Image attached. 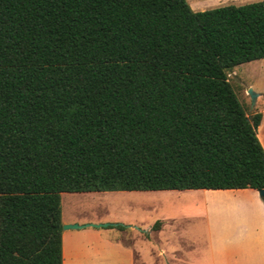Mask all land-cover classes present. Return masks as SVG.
<instances>
[{
    "label": "trees",
    "instance_id": "1",
    "mask_svg": "<svg viewBox=\"0 0 264 264\" xmlns=\"http://www.w3.org/2000/svg\"><path fill=\"white\" fill-rule=\"evenodd\" d=\"M261 59L264 1L0 0V264H63V193L264 189Z\"/></svg>",
    "mask_w": 264,
    "mask_h": 264
},
{
    "label": "rangeland",
    "instance_id": "2",
    "mask_svg": "<svg viewBox=\"0 0 264 264\" xmlns=\"http://www.w3.org/2000/svg\"><path fill=\"white\" fill-rule=\"evenodd\" d=\"M195 11H204L226 5H244L264 0H187ZM229 79L239 99L246 105L248 112H255L249 89L264 94V59L244 63L236 66L229 73ZM259 97L257 108H264V95ZM203 190L186 191H103V192H75L62 194V220L65 224L84 223L94 221V224H108L103 229H116L113 234L128 232L132 226L135 231L142 233V255L144 261L152 259L154 264H212V251L208 248L207 231L212 226L211 220L203 217ZM164 221L171 228L187 231V236L202 239L196 243V248L188 247L191 240L180 239L174 241V234L159 233L155 225ZM89 223V222H88ZM85 223V224H88ZM93 222H90L92 224ZM84 225V224H79ZM124 225L126 229L117 228ZM152 228L151 238L145 233ZM169 228V231L172 229ZM80 230V229H66ZM65 231V230H63ZM138 231V235L141 234ZM118 232V233H117ZM121 234V240L129 246L133 245L134 233ZM160 236L159 244L157 237ZM174 236V237H173ZM171 238V240H170ZM177 239V238H176ZM170 240V241H169ZM157 243V246L156 244ZM184 247L185 255L175 263L172 252ZM161 249H164L163 251ZM143 262V261H142ZM137 264H142L137 261Z\"/></svg>",
    "mask_w": 264,
    "mask_h": 264
},
{
    "label": "crops",
    "instance_id": "3",
    "mask_svg": "<svg viewBox=\"0 0 264 264\" xmlns=\"http://www.w3.org/2000/svg\"><path fill=\"white\" fill-rule=\"evenodd\" d=\"M256 104L255 112L262 113L258 137L264 147V108L259 109ZM201 190H203V217L208 221L211 220L212 224L207 231L208 248L213 250L212 264H264V200L260 197L259 192L251 188ZM76 222H72V224ZM90 222L95 223L94 221L78 223L90 224ZM159 223L158 230L155 231L157 234L173 233L176 236L174 241L191 240L192 244L188 247L191 250L196 248V243L202 241L195 236L191 238L190 234L188 237L187 231L181 232L178 228H171L172 226H168L170 223H167L168 225L164 221ZM169 228L172 231H169ZM134 229L130 226L128 232H123V230L120 233H130ZM115 231L117 230L90 226L80 230L63 231V264H137V261L142 264H154L152 259L148 262L143 259V231L137 229L136 233L133 232L132 246L126 245L121 240V234H113ZM138 231L141 234L138 235ZM151 231L152 228L145 233L150 238L152 233H155H151ZM159 241L160 236L157 237L156 242L159 244ZM155 244L157 246V243ZM179 249L172 252V260L175 263L180 261L182 254L185 255V252L182 251L184 247Z\"/></svg>",
    "mask_w": 264,
    "mask_h": 264
},
{
    "label": "water",
    "instance_id": "4",
    "mask_svg": "<svg viewBox=\"0 0 264 264\" xmlns=\"http://www.w3.org/2000/svg\"><path fill=\"white\" fill-rule=\"evenodd\" d=\"M248 94L251 97L252 103L255 106L257 98L259 97L260 94L256 93L253 89H249L248 90ZM260 197L264 200V189H261L258 191ZM108 224H84V225H79V224H65L63 225V230L66 229H82L85 227H95V228H100V227H104L107 226Z\"/></svg>",
    "mask_w": 264,
    "mask_h": 264
}]
</instances>
